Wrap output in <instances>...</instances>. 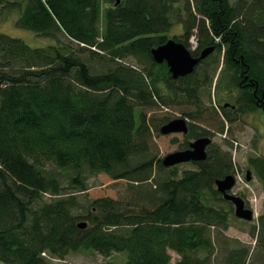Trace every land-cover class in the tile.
I'll use <instances>...</instances> for the list:
<instances>
[{"label":"trees","instance_id":"1","mask_svg":"<svg viewBox=\"0 0 264 264\" xmlns=\"http://www.w3.org/2000/svg\"><path fill=\"white\" fill-rule=\"evenodd\" d=\"M0 5L19 12L17 26L55 40L32 47L0 32V264H52L43 252L64 260L83 249L105 257L125 252L126 264H255L251 247L231 244L225 234L231 203L222 197L227 207L209 203L220 195L216 180L238 173L232 152L211 143L204 161L179 172L150 156L149 144L154 132L180 116L170 115L171 105L189 123L180 149L199 137L227 135V124L242 115H264V0ZM175 22L183 31L173 38L189 49L190 37L196 38L194 56L215 47L178 78L151 53L172 38ZM219 57L215 88L228 96H217L218 107L210 111L200 90L212 88ZM49 164L75 172L68 186ZM247 165L264 192V153L250 155ZM85 169L128 180L130 197L94 198L77 208L76 193L88 190ZM249 234L264 257V212ZM170 250L180 256L174 263Z\"/></svg>","mask_w":264,"mask_h":264},{"label":"rangeland","instance_id":"2","mask_svg":"<svg viewBox=\"0 0 264 264\" xmlns=\"http://www.w3.org/2000/svg\"><path fill=\"white\" fill-rule=\"evenodd\" d=\"M233 1V0H232ZM185 0H180V4L183 5ZM19 16V12L12 10L8 7H4V5H0V32L9 34L13 37L21 38L26 43H28L32 47H44L48 45L55 44V40L48 36L38 35L37 33L21 28L17 26L16 21ZM174 20V19H173ZM183 31V25L181 23L175 22L169 32V35L172 37L174 35L181 34ZM190 40V39H189ZM194 43H197L196 38L192 39ZM192 44V43H191ZM195 45V44H194ZM197 49V47H195ZM196 49H192L194 52ZM214 57L218 60L217 52H214ZM197 57V56H196ZM223 59V57H222ZM222 59L221 64L218 66L216 70V76L214 78V82L212 84V88L207 86L203 90H200V98L203 101L204 107L217 106L216 97H224L228 96V92L222 90L221 92H217L215 85L217 83V79L219 77L221 68L223 66ZM214 60L213 56L210 58V61ZM129 63L134 64L130 60ZM213 64L212 62H210ZM200 64V63H199ZM135 65V64H134ZM213 65H208V71L210 74H214L215 69H213ZM169 70V68H168ZM170 72V71H169ZM171 73V72H170ZM228 83L227 81L225 82ZM158 88L160 90V94L163 95V98L167 97V91L164 87L163 83L158 84ZM234 90L232 93H235ZM166 95V96H164ZM233 95V94H230ZM225 101V100H224ZM172 107V111L170 115H179L184 116L183 112L178 109L176 106ZM262 108V106H261ZM263 110V109H261ZM264 111V110H263ZM153 113V112H151ZM178 116V117H180ZM181 116V118H183ZM221 116V115H219ZM243 117L238 122L230 125L227 124L228 134L224 135L221 132H217L213 137L212 143L216 145H220L223 149H228L232 152L233 161L235 163V171L239 172L240 175V189L248 190L251 194V198L254 203V213L256 218L252 221L243 220L237 218L236 215L231 218L230 227L225 232L227 236L231 238L228 240L231 244L240 241L242 244H246L251 247L249 260L255 264H263L264 257L263 252H261L256 245L255 239L249 234L250 228L255 222L257 218L264 212V192L263 187L260 181L256 176L252 181L246 180V171L248 170L247 159L250 155L264 153V115L255 111L253 113L242 115ZM213 130H216V126L212 127ZM225 136V137H224ZM187 136L183 133H172V134H157L154 132L152 143L149 144L150 147V156H157V158H163L168 153L174 152L176 150H180L181 146L184 144ZM224 139H228L232 142V146H227L224 142ZM193 140V139H192ZM193 162L181 163L178 164V170L181 172L185 169H194L195 166L192 164ZM176 166V165H174ZM49 170L56 174V176L60 179L61 183L64 186L69 185V181L71 180V176L75 175V172L71 168L61 169L58 168L54 164H49L47 166ZM84 173L86 174V183L88 186V190L85 192H77V202L76 207L79 208L81 205L86 203L88 200L110 196L113 198H126L128 197L125 194V191L129 190V181L126 179H112L106 173H92L89 170L85 169ZM254 175V174H253ZM247 183V184H246ZM237 190V189H236ZM235 190V191H236ZM238 192V191H237ZM218 193V192H217ZM221 195L216 197L218 201H213V198L209 199V203H215V206H225L224 201L220 198ZM130 197V196H129ZM80 210V209H79ZM77 212V211H75ZM222 242H226V239L222 237ZM220 241V242H221ZM170 254L172 256V263L179 259V255L170 250ZM221 257V256H219ZM127 254L123 253H113L109 257L102 256L92 249H83L79 253L70 254L64 260H50L52 264H126Z\"/></svg>","mask_w":264,"mask_h":264},{"label":"water","instance_id":"3","mask_svg":"<svg viewBox=\"0 0 264 264\" xmlns=\"http://www.w3.org/2000/svg\"><path fill=\"white\" fill-rule=\"evenodd\" d=\"M214 50V46L205 48L201 51L200 56L196 57L193 56L192 51L185 44L174 38H170L166 43L153 48L151 53L156 63H166L172 76L178 78L192 73L200 61L205 59ZM160 132L164 135L172 133L186 134L188 132L187 121L181 117L171 119L161 126ZM211 142L212 138L209 136L199 137L190 142L187 149L176 150L165 155L162 159V164L170 167L181 163L204 161L207 158V147ZM250 179L251 170H248L247 180ZM234 183L235 178L230 174L222 179L216 180V189L223 194L225 200L231 201L234 204L236 217L251 221L254 218L253 211L245 206V200L239 195L229 193ZM86 225V222L78 224L80 228H85Z\"/></svg>","mask_w":264,"mask_h":264},{"label":"flooded vegetation","instance_id":"4","mask_svg":"<svg viewBox=\"0 0 264 264\" xmlns=\"http://www.w3.org/2000/svg\"><path fill=\"white\" fill-rule=\"evenodd\" d=\"M228 103V102H227ZM230 105V104H229ZM229 105H226V103L224 104V106L225 107H228ZM262 106V105H261ZM233 107H235V105H233ZM262 109L264 110V105L262 106ZM188 124V131H189V123H187ZM188 133V132H187ZM186 133V134H187ZM185 134V135H186ZM191 142V141H190ZM190 144V143H189ZM235 170H236V168H235ZM246 178H247V175H246ZM253 178V175L251 174V179ZM240 183H236V179H235V183H234V186H233V188L229 191V193H232V194H235V195H239V196H241L244 200H245V206L247 207V208H249V209H251L252 211H253V215H254V218L253 219H255V213H254V209H253V207H254V203H253V200H252V198H251V194H250V192L248 191V190H244V189H240V185H239ZM237 189V190H236ZM217 190V189H216ZM236 190V191H235ZM238 191V192H237ZM218 192V191H217ZM221 196L220 197H222L223 199H224V196H223V194L222 193H220V192H218ZM227 201V200H226ZM228 202H230L231 203V205H232V207H233V209H234V214H235V207H234V204L231 202V201H228ZM258 219V218H257Z\"/></svg>","mask_w":264,"mask_h":264},{"label":"clouds","instance_id":"5","mask_svg":"<svg viewBox=\"0 0 264 264\" xmlns=\"http://www.w3.org/2000/svg\"><path fill=\"white\" fill-rule=\"evenodd\" d=\"M173 38V37H172ZM175 39V38H174ZM193 38L190 37V40H189V45H190V50L192 51V49H196L195 47L198 46V43H194ZM180 42V41H179ZM192 43V44H191ZM184 44V43H183ZM195 44V45H194ZM186 46V45H185ZM188 48V47H187ZM193 54V53H192ZM194 56V55H193ZM169 68V67H168ZM186 120V119H185ZM187 123H188V120H186Z\"/></svg>","mask_w":264,"mask_h":264}]
</instances>
